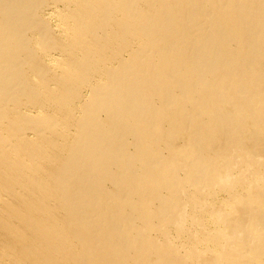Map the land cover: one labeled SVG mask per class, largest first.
<instances>
[{
    "label": "bare ground",
    "instance_id": "bare-ground-1",
    "mask_svg": "<svg viewBox=\"0 0 264 264\" xmlns=\"http://www.w3.org/2000/svg\"><path fill=\"white\" fill-rule=\"evenodd\" d=\"M0 264H264V0H0Z\"/></svg>",
    "mask_w": 264,
    "mask_h": 264
},
{
    "label": "rangeland",
    "instance_id": "rangeland-1",
    "mask_svg": "<svg viewBox=\"0 0 264 264\" xmlns=\"http://www.w3.org/2000/svg\"><path fill=\"white\" fill-rule=\"evenodd\" d=\"M53 22H55V20H54V21H52V23H53ZM54 24H55V23H54Z\"/></svg>",
    "mask_w": 264,
    "mask_h": 264
}]
</instances>
